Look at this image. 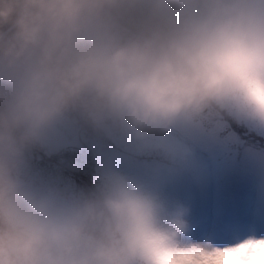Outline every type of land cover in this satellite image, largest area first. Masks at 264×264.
Returning <instances> with one entry per match:
<instances>
[{
    "label": "clouds",
    "instance_id": "obj_1",
    "mask_svg": "<svg viewBox=\"0 0 264 264\" xmlns=\"http://www.w3.org/2000/svg\"><path fill=\"white\" fill-rule=\"evenodd\" d=\"M146 145L264 128V0H0V264H264V234L192 236L191 207L121 173L38 190L26 152L68 114Z\"/></svg>",
    "mask_w": 264,
    "mask_h": 264
},
{
    "label": "rangeland",
    "instance_id": "obj_2",
    "mask_svg": "<svg viewBox=\"0 0 264 264\" xmlns=\"http://www.w3.org/2000/svg\"><path fill=\"white\" fill-rule=\"evenodd\" d=\"M243 123L264 136V128ZM73 124L66 116L48 129L40 142L48 152L81 149L82 138ZM239 139L229 120L220 117L199 126L178 125L167 137L141 145L145 150L158 147L152 153L161 156L177 153L183 159L181 169L156 162L137 163L134 157L114 148L105 150L96 142L92 150L99 153L95 178L101 181L109 174L121 173L156 188L169 201L189 205L192 236L197 239H225L233 230L249 227L264 234V154L242 148ZM126 147L134 149L132 142ZM22 172L38 190L54 189L42 179H34L26 161Z\"/></svg>",
    "mask_w": 264,
    "mask_h": 264
},
{
    "label": "trees",
    "instance_id": "obj_3",
    "mask_svg": "<svg viewBox=\"0 0 264 264\" xmlns=\"http://www.w3.org/2000/svg\"><path fill=\"white\" fill-rule=\"evenodd\" d=\"M67 116L70 121L74 122L82 138L80 140L81 149L74 150L69 147L61 151L48 152L39 141L26 152L24 157L27 170L31 171L29 174L34 179H42L65 195L88 193L100 183L94 174V164L99 160V153H92L96 142L101 143L105 150L114 148L129 153L133 155L138 163L154 160L157 165L160 163L165 166L182 167L183 159L177 153L167 154L166 156L158 155L155 151L152 153V150H158V147H150V149L145 150L141 147V144H136L119 135L94 131L79 114L70 113ZM226 119L229 120L232 128L239 135V145L242 148L248 146L264 154V136L256 131L254 132L251 127L243 122H237V120L231 118ZM130 142L133 144V150L126 147Z\"/></svg>",
    "mask_w": 264,
    "mask_h": 264
},
{
    "label": "snow or ice",
    "instance_id": "obj_4",
    "mask_svg": "<svg viewBox=\"0 0 264 264\" xmlns=\"http://www.w3.org/2000/svg\"><path fill=\"white\" fill-rule=\"evenodd\" d=\"M173 151H175V149H173Z\"/></svg>",
    "mask_w": 264,
    "mask_h": 264
}]
</instances>
